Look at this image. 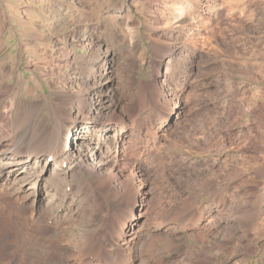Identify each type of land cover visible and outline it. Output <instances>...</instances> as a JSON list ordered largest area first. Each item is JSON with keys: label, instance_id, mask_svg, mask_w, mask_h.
Here are the masks:
<instances>
[{"label": "bare ground", "instance_id": "6f19581e", "mask_svg": "<svg viewBox=\"0 0 264 264\" xmlns=\"http://www.w3.org/2000/svg\"><path fill=\"white\" fill-rule=\"evenodd\" d=\"M191 4L171 9L172 22L155 28L158 40L163 39L153 46L161 60L155 80L141 87L140 99L131 91V99L136 95L133 103L121 105L124 96L108 73L112 56L104 55L102 45L93 38L88 44L97 46L95 53L83 59L86 72L75 78L82 88L57 90L56 99L47 96L45 102H27L28 132L19 130L20 116L10 120L11 126L0 128V199L24 217V237L15 234L14 238L20 249H0V264H210L215 258L212 250L232 248L236 231H243L238 246L256 241L254 227L264 220V211L253 199L261 195V184L243 189V198L236 201L234 182L241 178L248 185L250 181L235 164L226 168L223 160L199 161L208 168L202 174L201 189L193 193L207 196L205 204H193L192 193L181 186L176 190L177 180L173 196L149 186L160 175L170 179L174 170L167 142L188 122L187 89L214 84L205 66L218 56V42L212 43L215 31L208 38L212 50L208 54L184 32L196 21L197 25L208 22L210 5ZM45 110L51 125L34 119ZM151 110L159 116L156 123L149 120ZM251 112L264 120V103L253 104ZM91 115L96 117L92 124ZM212 126L207 120L202 124L214 136ZM96 135L91 153L83 150ZM258 136V156L250 159L260 164L254 173L263 177L264 133ZM209 138L210 147L224 142V138ZM181 139L202 145L191 135ZM225 174L230 179L221 181ZM260 197L264 203V195ZM6 207L0 206V216ZM260 224L264 230V222ZM74 227L77 233L72 236ZM190 239L193 243L188 244Z\"/></svg>", "mask_w": 264, "mask_h": 264}, {"label": "rangeland", "instance_id": "374dc122", "mask_svg": "<svg viewBox=\"0 0 264 264\" xmlns=\"http://www.w3.org/2000/svg\"><path fill=\"white\" fill-rule=\"evenodd\" d=\"M198 1L210 5L212 13L208 22L199 26L196 21L195 26L186 27L184 32L193 44H199L198 47L208 54L212 53L208 38L210 32L215 31L212 43L218 42V56L211 60L212 64L205 66L212 72L214 84L187 89L188 122H183L184 128H178L177 134H171L167 142L166 150L173 156L174 170L170 179L160 175L157 181L150 180L149 186L154 192L173 196L177 180L180 185L176 190L181 186L184 192L192 193L193 204H205L207 196H196L193 192L201 189L202 174L208 168L199 161L211 158L210 162L225 161L226 168L235 164L248 176L250 187L241 178L234 182L236 201L243 198V189H252L258 183L261 184V195H264V176L258 177L254 173L260 164L250 159L258 156V135L264 133V120L256 119L255 113L251 112L253 104L261 106L264 103V0H0V128L11 126L10 120L20 116L17 126L20 132H28L30 110L26 108L27 102H45L47 96L56 99L57 90L76 92L82 88L75 78L86 72L83 59L92 58L95 53L97 46L88 44L93 38L102 45L104 55L112 56L108 73L117 80V91L124 96L121 105L134 101L136 95L140 99L141 87L145 88L155 80V70L161 60L156 57L153 46L155 41L159 44L163 39L158 40L160 37L155 30L172 22L168 15L171 9ZM101 69L105 71V65ZM131 91L136 94L133 99L129 94ZM42 113L43 116L36 114L34 119H43L51 125L50 113L47 110ZM149 113V120L156 123L158 114L154 110ZM91 118L90 124L96 117L91 115ZM206 120L213 123L210 131L214 133L215 141L224 138L219 147H210L209 137L214 136L202 128ZM189 135L198 138L202 145H194L192 140L182 143L181 138ZM98 138L99 135L92 138L83 150L91 153ZM178 170L181 172L176 173ZM228 178L225 174L221 181ZM260 196L253 199V203L263 206L264 211ZM6 204L0 199V206H7V212L0 216V249L15 252L21 247L14 239L15 234L24 237V217L18 215L16 207ZM261 222L264 220L254 227L256 241L250 246L246 245L248 242L237 245L243 234L238 230L232 235V248L212 250L215 258L210 264H264ZM76 233L74 227L71 234L75 236ZM191 243L193 240H188V244ZM161 249L158 252H164Z\"/></svg>", "mask_w": 264, "mask_h": 264}]
</instances>
